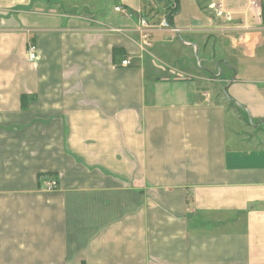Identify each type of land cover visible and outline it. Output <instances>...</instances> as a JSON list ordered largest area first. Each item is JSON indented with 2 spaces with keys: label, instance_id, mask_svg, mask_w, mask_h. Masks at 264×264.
I'll return each instance as SVG.
<instances>
[{
  "label": "crops",
  "instance_id": "crops-1",
  "mask_svg": "<svg viewBox=\"0 0 264 264\" xmlns=\"http://www.w3.org/2000/svg\"><path fill=\"white\" fill-rule=\"evenodd\" d=\"M146 1L0 0V264H264V0Z\"/></svg>",
  "mask_w": 264,
  "mask_h": 264
},
{
  "label": "built area",
  "instance_id": "built-area-1",
  "mask_svg": "<svg viewBox=\"0 0 264 264\" xmlns=\"http://www.w3.org/2000/svg\"><path fill=\"white\" fill-rule=\"evenodd\" d=\"M254 5L256 6V3H254ZM212 9H214L216 11L217 16H222V17H227L229 16V14H227L225 12V4H224V0H217L216 3H214L212 6ZM119 13L125 14L126 15V10H124V8H117L116 10ZM142 27L144 28L145 32H144V40L145 45L148 46V42L147 40L149 39V24L146 20L141 22ZM159 28L162 29H168L170 28V24L169 21L166 17H164L162 19V21L159 23ZM28 55H29V59L31 62H36L37 60V47L34 44H30L28 47ZM121 65L123 67H127L130 65V60L129 59H125L122 61ZM59 183L58 180L53 178L51 180H49L46 185H45V189L47 191H54L58 188Z\"/></svg>",
  "mask_w": 264,
  "mask_h": 264
},
{
  "label": "trees",
  "instance_id": "trees-1",
  "mask_svg": "<svg viewBox=\"0 0 264 264\" xmlns=\"http://www.w3.org/2000/svg\"><path fill=\"white\" fill-rule=\"evenodd\" d=\"M177 1V0H174ZM177 13V8H168V16L167 19L168 21L171 23V19L175 16V14Z\"/></svg>",
  "mask_w": 264,
  "mask_h": 264
},
{
  "label": "rangeland",
  "instance_id": "rangeland-1",
  "mask_svg": "<svg viewBox=\"0 0 264 264\" xmlns=\"http://www.w3.org/2000/svg\"><path fill=\"white\" fill-rule=\"evenodd\" d=\"M148 1H149V0H147V1L145 2V4H146L147 6H148Z\"/></svg>",
  "mask_w": 264,
  "mask_h": 264
}]
</instances>
